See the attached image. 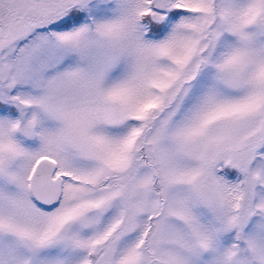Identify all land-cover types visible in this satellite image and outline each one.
<instances>
[{"label":"snow or ice","instance_id":"6c2138e0","mask_svg":"<svg viewBox=\"0 0 264 264\" xmlns=\"http://www.w3.org/2000/svg\"><path fill=\"white\" fill-rule=\"evenodd\" d=\"M0 264H264V0H0Z\"/></svg>","mask_w":264,"mask_h":264}]
</instances>
